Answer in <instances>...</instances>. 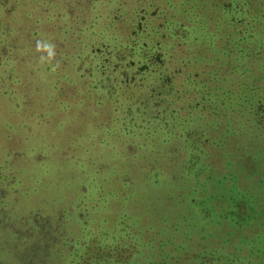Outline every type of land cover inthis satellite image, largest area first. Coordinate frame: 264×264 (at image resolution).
<instances>
[{"label": "trees", "instance_id": "1", "mask_svg": "<svg viewBox=\"0 0 264 264\" xmlns=\"http://www.w3.org/2000/svg\"><path fill=\"white\" fill-rule=\"evenodd\" d=\"M23 4L0 0V83L22 79L25 66L32 80L0 110V264L262 263L254 249L244 259L213 240L219 224H264V0ZM85 6L95 10L88 24ZM22 32V51L35 53L18 60ZM68 82L98 88L97 111L79 117L88 125L58 116L87 110L59 101ZM211 110L221 121L205 124ZM15 138L31 148H11ZM95 150L120 172L102 177ZM136 178L158 190L162 213L134 212ZM192 212L202 227L187 222Z\"/></svg>", "mask_w": 264, "mask_h": 264}, {"label": "rangeland", "instance_id": "2", "mask_svg": "<svg viewBox=\"0 0 264 264\" xmlns=\"http://www.w3.org/2000/svg\"><path fill=\"white\" fill-rule=\"evenodd\" d=\"M28 2H29V0H24L23 5L28 4ZM94 11H95L94 9L89 10L85 6V8L83 9V12H82V14L84 13L83 14L84 15L83 20H84L85 24H88L87 21L89 20L90 16L94 13ZM231 11L232 10L229 9L227 12H231ZM17 15H18V18L22 17V14H20V13H18ZM98 21H99V19L96 22H98ZM98 27H99V25L95 24L93 28L92 27L90 28V30L95 31V30H97ZM51 32L53 33V35H59L58 32H53V31H51ZM211 33H214L215 36L220 37L223 34L221 26L220 25L217 26L216 29L213 28L211 30ZM28 39H29V35L26 34L25 32L19 33L16 36L17 44H18V47L20 50L17 53V59L18 60H24L27 57L34 56L35 52H23L22 51V48ZM56 47H58V45L54 44L53 48H56ZM74 47L75 46L73 45L72 49ZM16 51H18V50H16ZM27 71H28V68H26V66H25L24 67V73H21V75L23 76L22 79L15 80L12 83H10L11 81H4L3 83H0V90H1L2 95H3L0 97V110H2L5 114H8V101H9V99L11 100L10 95L13 94L12 93L13 90L22 89V91H23V89L25 90L29 86L27 84L31 83L32 80L27 79V77L29 75L27 73ZM90 78L89 77L88 78L82 77V79H77V80L85 81V82H91ZM44 85L46 86L45 89L47 90V92H49V89H51V88L45 82H44ZM77 85L78 86H76V88H74L73 83L68 82L66 85V92L60 96L59 101L61 100V101H64L66 103H69L71 105H75V104L79 103L80 101H84V105H86L87 110L85 112L81 113V115H79L80 112H77V111L73 112V109H69V107L68 108L67 107H65V108L60 107L61 109H58L57 113H58L59 118L62 119L67 115L68 119L69 118L73 119V120L69 119V122L73 121L76 125H79L80 123H83V122H79L80 121L79 119L83 118L85 116H90L89 109H94L97 111V106L100 105V103L98 102V100L94 99V97H92L90 95V91L96 92L98 90V88H93L92 84H89L88 88L87 87L84 88L82 85L80 86L79 84H77ZM77 87H79L80 89L77 90ZM68 106H70V105H68ZM212 111L213 110L209 111L208 114L206 115L205 120H204L205 124H208L209 121H214V122H220L221 121V119H220L221 116L217 117L214 114H211V116H210V112H212ZM227 112H230V111H227ZM113 116H114V112H113ZM103 117H104V113H101V118H103ZM0 118H1V115H0ZM10 118H11L10 121L13 122L14 124L20 123L22 120V118L20 119L19 115H17V114H11ZM28 119H29L28 123L33 125V119H30V118H28ZM83 124L88 125L86 123H83ZM223 125H224V127H226L225 123ZM236 125L240 126L239 121H236ZM3 129L4 130H6V129L10 130V128L8 126H5V125H4ZM97 131L98 130L96 129L95 133ZM92 132H93V129H89V131H87V133L86 132H84V133H86V134L90 133L91 134ZM17 139L18 138H15L14 140L11 141V146H10L11 148L12 147L15 149L22 148V150L31 148V147H27V145L30 144L31 142L27 143V145H24L23 143L17 144V142H16ZM245 139H247V138H245ZM50 141H51V138H49L47 142H50ZM89 142H91V141H89ZM89 142H87V143H89ZM65 146H66L65 141L61 140L60 141V147L64 148ZM39 147L42 148V146L40 144H39ZM90 154H91V156H89V157L92 161H94L95 163H97L99 165L103 164V167H101V171H100V174L102 177H105L106 175L111 176L112 172H115V173L120 172V168H119V165L117 163H110L109 161H107L108 159L113 158V157H105V155L101 152H99V154L97 155L96 150L91 152ZM2 155H3V160H5L7 158L12 159V157L9 156L7 152H4V154H2ZM94 156H96V157H94ZM12 164L14 165L15 168H17L19 166V162H16V160H13ZM42 172H44V170ZM156 191L158 192V190H155V189L143 188L141 181L138 178H136L134 183H133V186L131 188V192L134 193V195L136 196V198H137L136 201L138 204L137 209L134 212L135 213H144L147 215V217L153 216L157 212L162 213V206H160L159 202L156 200V195H157ZM202 193L203 192L201 191L200 194H198V195H201ZM209 194L210 193H207V195H209ZM172 208L176 209L175 207H172ZM187 209H188V207H187ZM196 209L199 212H201L200 209H198V208H196ZM189 212H190V210H189ZM184 214H186V213H184ZM184 214L182 215V217H184ZM192 214L191 213L189 214L187 222L192 224V225H198V227H202V225L205 224L204 220L206 219V217H204L203 213H199V214L195 215L192 212ZM207 216H208V214H207ZM133 220L135 222H137L135 218ZM181 221H183V220L181 219ZM211 222L215 226L219 223V222L216 223L214 221H211ZM254 223H257V222H254ZM113 224L114 223H112V225ZM137 224H138V226L140 225L138 222H137ZM149 224H152L155 226L156 225V219L155 220L152 219L151 222L149 221ZM183 224H186V222L183 221ZM102 227H104L105 230H109V229H111V224H106L105 226H102ZM169 227L171 228V226H169ZM153 233L154 234L148 233L147 234L148 237L149 238L154 237V235H157L158 237L160 236V235H158V233L157 234L155 232H153ZM214 234H215V238L213 240V243H219V248L224 247L226 249L227 253L233 254L236 252L239 255L245 256V258L243 256L242 257L244 259H246V258H248L250 251L252 249H254L255 250L254 256H251V259L254 258L256 261L262 262L264 264V236L258 237V235H260V234L264 235V224L258 223L257 225L238 228V227H232L231 224L227 222V224H219L217 226V228L214 230ZM253 239L255 241H253ZM181 240L182 239H180L179 242ZM198 242L199 241H197V243ZM197 243L195 244V247L200 246ZM215 246H217V245H215ZM150 249L151 248H149V250ZM225 259H226V257H225ZM262 263H259V264H262Z\"/></svg>", "mask_w": 264, "mask_h": 264}, {"label": "clouds", "instance_id": "3", "mask_svg": "<svg viewBox=\"0 0 264 264\" xmlns=\"http://www.w3.org/2000/svg\"><path fill=\"white\" fill-rule=\"evenodd\" d=\"M38 50L40 49L41 45L40 42H38L37 44ZM44 47H46L49 50V55L51 56L53 53L51 51V46L45 45Z\"/></svg>", "mask_w": 264, "mask_h": 264}]
</instances>
